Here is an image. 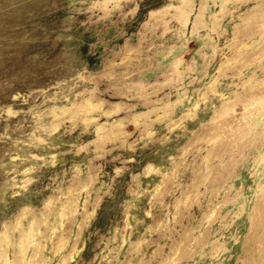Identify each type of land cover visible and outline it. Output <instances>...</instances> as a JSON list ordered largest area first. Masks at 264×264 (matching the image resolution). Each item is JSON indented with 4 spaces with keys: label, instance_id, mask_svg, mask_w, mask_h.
<instances>
[{
    "label": "rangeland",
    "instance_id": "obj_1",
    "mask_svg": "<svg viewBox=\"0 0 264 264\" xmlns=\"http://www.w3.org/2000/svg\"><path fill=\"white\" fill-rule=\"evenodd\" d=\"M0 264H264V0H0Z\"/></svg>",
    "mask_w": 264,
    "mask_h": 264
},
{
    "label": "bare ground",
    "instance_id": "obj_2",
    "mask_svg": "<svg viewBox=\"0 0 264 264\" xmlns=\"http://www.w3.org/2000/svg\"><path fill=\"white\" fill-rule=\"evenodd\" d=\"M261 98V97H260ZM250 104V103H249Z\"/></svg>",
    "mask_w": 264,
    "mask_h": 264
}]
</instances>
